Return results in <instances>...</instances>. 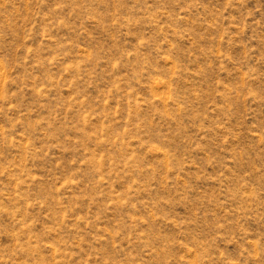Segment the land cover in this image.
Masks as SVG:
<instances>
[{
    "label": "rangeland",
    "instance_id": "374dc122",
    "mask_svg": "<svg viewBox=\"0 0 264 264\" xmlns=\"http://www.w3.org/2000/svg\"><path fill=\"white\" fill-rule=\"evenodd\" d=\"M0 264H264V0H0Z\"/></svg>",
    "mask_w": 264,
    "mask_h": 264
}]
</instances>
